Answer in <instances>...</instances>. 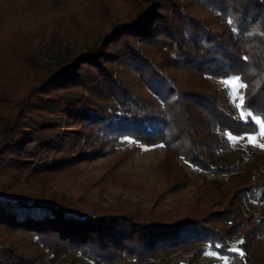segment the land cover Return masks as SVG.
<instances>
[{
  "label": "trees",
  "instance_id": "trees-1",
  "mask_svg": "<svg viewBox=\"0 0 264 264\" xmlns=\"http://www.w3.org/2000/svg\"><path fill=\"white\" fill-rule=\"evenodd\" d=\"M102 4L115 8L92 43L59 49L53 68L0 97V264H154L189 246L188 264L205 248L264 264V149L220 154L226 134L255 130L253 117L264 129V0ZM15 44L0 34V54ZM228 76L243 85L244 119L211 81ZM119 138L134 145L119 152ZM159 143L158 195L194 186L193 201L158 213L88 199L97 187L142 189L118 167ZM96 159L98 177L85 180L79 166Z\"/></svg>",
  "mask_w": 264,
  "mask_h": 264
},
{
  "label": "rangeland",
  "instance_id": "rangeland-1",
  "mask_svg": "<svg viewBox=\"0 0 264 264\" xmlns=\"http://www.w3.org/2000/svg\"><path fill=\"white\" fill-rule=\"evenodd\" d=\"M110 0H3L0 3V34L4 39L14 37L20 40V46L13 45L14 53L0 54V97L9 95L16 98L17 95L30 82L35 72L43 69H51L56 64L57 51L61 48L72 50L82 44H90L96 39L97 34L104 28V20L108 11H113V4L103 7ZM68 3L72 7H68ZM77 4V5H76ZM108 6V9L106 8ZM75 12L70 13L69 10ZM108 10V11H107ZM17 34V35H16ZM16 35V36H15ZM29 38V43L23 42ZM21 50V53H18ZM13 57H15L13 59ZM217 87L228 88V100L234 115L238 119H244L248 112L242 111L239 106L242 100L243 85L236 76H228L223 79L211 80ZM6 94H5V93ZM255 130L251 133L240 135L226 134L229 140L227 150L220 152L224 158L230 157L232 152L238 151L243 145L251 144L264 149L263 123L258 117H253ZM134 145L127 138H119L115 144L120 152ZM162 144L140 146L128 162L118 167L124 171L131 182L142 189L134 187L118 189L113 186L87 189L88 199L100 206L122 203L123 206H132L135 209L154 211L170 210L172 207H183L193 201L195 187L189 186L177 193H164L159 196L157 189H161L157 183L158 174L153 170L162 153ZM102 163L96 159L90 163L80 165L82 177L85 180H93L98 177L100 171L97 166ZM184 169L190 177L195 176L196 170L182 162ZM211 178V175L200 172ZM219 181L225 180V176H216ZM75 184L68 190L73 193ZM244 205V204H243ZM247 210V206H244ZM173 209V208H172ZM259 216L258 210L254 211ZM240 240L237 236L229 244V248L238 249L235 244ZM195 246H189L180 251L173 250L161 255L154 260V264H188ZM80 263L85 264L82 260ZM77 262V264H80ZM227 258L218 255L214 251L205 248L197 258L196 264H226Z\"/></svg>",
  "mask_w": 264,
  "mask_h": 264
},
{
  "label": "snow or ice",
  "instance_id": "snow-or-ice-1",
  "mask_svg": "<svg viewBox=\"0 0 264 264\" xmlns=\"http://www.w3.org/2000/svg\"><path fill=\"white\" fill-rule=\"evenodd\" d=\"M237 79H239V77H237ZM241 255H243V253H241Z\"/></svg>",
  "mask_w": 264,
  "mask_h": 264
}]
</instances>
